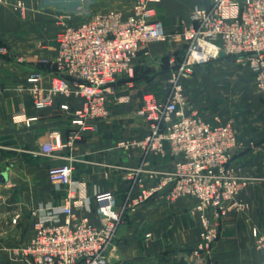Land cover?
I'll list each match as a JSON object with an SVG mask.
<instances>
[{
    "label": "built area",
    "instance_id": "obj_1",
    "mask_svg": "<svg viewBox=\"0 0 264 264\" xmlns=\"http://www.w3.org/2000/svg\"><path fill=\"white\" fill-rule=\"evenodd\" d=\"M161 0H135L132 11L98 13L72 25L63 16L57 36L54 75L46 90L40 75H32L30 96L34 108L43 111L61 99L60 109L69 113L72 130L65 140L52 131L39 154L56 156L92 131L97 122L109 117V103L116 98L118 80L131 78L141 48L149 43H181L182 53L168 57L170 88L162 98L146 94L137 114L148 126L141 139L124 140L121 148H136L140 163L128 175L124 201L109 194H96V220L80 216L77 208L88 209L83 185L73 181L74 161L48 169L49 180L67 188L63 205L40 206L30 212L33 235L24 246L14 249L30 264H109L124 216L141 204L164 196L169 202L191 198L200 222L197 246L190 264H216L214 245L222 219L248 208L242 194L251 179L238 174L231 161L239 146L234 126L220 116L205 118L190 106L185 81L198 66L221 59L220 54L247 60L256 85L264 94V0H213L210 7H196L190 22L181 30L167 32L154 19ZM10 0H0V5ZM15 10L25 11L20 0ZM180 57V60L178 59ZM127 102L128 96L117 97ZM38 117H26L27 126ZM170 160L173 168H150V160ZM76 184V185H75ZM255 247L264 253V234L252 231Z\"/></svg>",
    "mask_w": 264,
    "mask_h": 264
},
{
    "label": "crops",
    "instance_id": "obj_2",
    "mask_svg": "<svg viewBox=\"0 0 264 264\" xmlns=\"http://www.w3.org/2000/svg\"><path fill=\"white\" fill-rule=\"evenodd\" d=\"M17 1L20 0L0 5V165L5 168L0 176L2 173L8 176L6 182L0 179L4 190L0 199L7 207L5 214L11 216L5 229L0 226V264H30L23 260L14 263L10 254L13 247H22L32 238L31 210L40 206L58 210L63 205L67 188L49 180V168L75 159L73 181L83 185L82 193L88 198V209L81 207L76 212L95 221L96 194L113 195L121 204L127 193L128 175L141 160L140 150H125L119 143L141 139L148 129L145 120L137 114L142 98L132 94L129 83L123 88L116 84V98L128 96L129 101L112 99L109 117L97 122L72 147L59 151L56 156L39 154L52 131H60L67 140L72 130L69 113L60 109V98L46 110L39 112L34 108L28 82L32 75L39 74L44 90L50 87L63 16L69 15V23L78 25L109 10L129 14L135 0H21L24 13L14 9ZM212 2L161 0L156 5L154 19L173 33L190 22L196 7L208 8ZM153 44L160 45L158 51L151 50ZM182 49L181 43H149L139 54L140 58L154 56L155 59L161 52L168 58L173 53L181 54ZM185 92L190 106L205 118L219 116L205 115ZM24 116L38 117V120L27 126ZM262 125L241 133L239 146L233 153L231 163L236 172L251 179L242 194L248 209L222 219L219 239L214 245L216 264H264V254L254 248L252 235L255 228L264 233ZM149 167L170 170L173 162L151 159ZM194 205L195 200L191 198L169 202L164 196H157L127 213L109 254V264H175L182 259L190 264L201 229L199 218L192 211Z\"/></svg>",
    "mask_w": 264,
    "mask_h": 264
},
{
    "label": "rangeland",
    "instance_id": "obj_3",
    "mask_svg": "<svg viewBox=\"0 0 264 264\" xmlns=\"http://www.w3.org/2000/svg\"><path fill=\"white\" fill-rule=\"evenodd\" d=\"M150 48L155 52L160 45L153 44ZM161 54L160 52V55H156L155 59L154 56L140 58L138 54L133 77L118 80L117 86L123 88L129 83L133 87L132 94L140 98L146 94H155L159 99L163 97L164 92L170 88L171 67L166 61L167 58ZM185 89L205 115H219L224 122L236 128L239 137L241 133L254 131L264 124V94L258 89L254 71L247 60L226 58L206 66H198L185 81ZM4 169L0 165V171ZM2 192L4 190L0 186V195H3ZM2 200L0 199V226L5 229V223H9L11 216L5 214L7 207L2 204ZM18 248L20 247H13V250ZM254 248L256 249L255 241ZM13 250L10 254L11 260L14 263L21 262L23 259L14 254Z\"/></svg>",
    "mask_w": 264,
    "mask_h": 264
},
{
    "label": "water",
    "instance_id": "obj_4",
    "mask_svg": "<svg viewBox=\"0 0 264 264\" xmlns=\"http://www.w3.org/2000/svg\"><path fill=\"white\" fill-rule=\"evenodd\" d=\"M220 57L221 58L225 57V54L224 53H221L220 54ZM7 178H8L7 173H2L1 176H0L1 182H6L7 181Z\"/></svg>",
    "mask_w": 264,
    "mask_h": 264
},
{
    "label": "trees",
    "instance_id": "obj_5",
    "mask_svg": "<svg viewBox=\"0 0 264 264\" xmlns=\"http://www.w3.org/2000/svg\"><path fill=\"white\" fill-rule=\"evenodd\" d=\"M225 57H227V58H231V57H228V56H225ZM179 60H180V57L178 58ZM167 63H168V58H167ZM166 92H167V90H166ZM166 92H164V95L166 94ZM157 96V95H156ZM158 97V96H157ZM162 98V97H161ZM175 264H189L187 261H185L184 259H182V260H180V261H178V262H175Z\"/></svg>",
    "mask_w": 264,
    "mask_h": 264
}]
</instances>
